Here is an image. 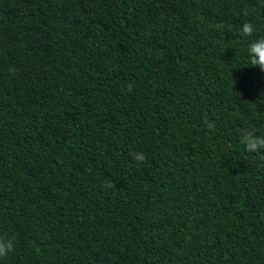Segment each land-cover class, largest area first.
<instances>
[{
  "label": "trees",
  "instance_id": "1",
  "mask_svg": "<svg viewBox=\"0 0 264 264\" xmlns=\"http://www.w3.org/2000/svg\"><path fill=\"white\" fill-rule=\"evenodd\" d=\"M260 37L264 0H0V264H264Z\"/></svg>",
  "mask_w": 264,
  "mask_h": 264
},
{
  "label": "clouds",
  "instance_id": "2",
  "mask_svg": "<svg viewBox=\"0 0 264 264\" xmlns=\"http://www.w3.org/2000/svg\"><path fill=\"white\" fill-rule=\"evenodd\" d=\"M255 31L254 26L251 23H245L240 29L241 36H251ZM249 58L248 66H259L264 71V37L253 40L247 49ZM208 128H213L212 123L207 124ZM240 142L244 145L247 152L255 153L264 151V138L257 137L253 129H243L240 133ZM143 159V157H138ZM15 249V238L8 237L6 235H0V258H4L9 255Z\"/></svg>",
  "mask_w": 264,
  "mask_h": 264
}]
</instances>
